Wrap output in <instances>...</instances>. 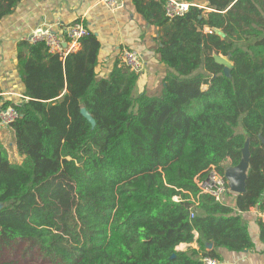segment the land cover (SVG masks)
<instances>
[{
    "label": "trees",
    "instance_id": "16d2710c",
    "mask_svg": "<svg viewBox=\"0 0 264 264\" xmlns=\"http://www.w3.org/2000/svg\"><path fill=\"white\" fill-rule=\"evenodd\" d=\"M188 1L171 18L166 0H133L159 29L169 71L158 95L136 94L139 74L120 57L100 78L92 31L64 57L43 41L19 42L27 98L0 95L20 113L10 126L22 157L11 160L0 140V264L22 244L48 264H206L217 248L253 247L241 212L264 208V0ZM18 2L0 0V20ZM215 54H231L229 74ZM247 139L236 207L203 193L195 179L213 167L225 174ZM193 242L199 248L178 249Z\"/></svg>",
    "mask_w": 264,
    "mask_h": 264
},
{
    "label": "crops",
    "instance_id": "0c3cea01",
    "mask_svg": "<svg viewBox=\"0 0 264 264\" xmlns=\"http://www.w3.org/2000/svg\"><path fill=\"white\" fill-rule=\"evenodd\" d=\"M180 1L190 3L188 0ZM194 2L200 6L207 4L206 0ZM75 21L85 23L101 41L97 65L100 78L110 74L122 51L134 49L141 52L146 62L145 71L139 74L135 93L158 95L161 92L163 79L169 68L161 61L158 52L159 29L139 14L133 0H121L117 9H111L101 0H19L13 11L0 20V95L3 99L18 102L24 95L25 86L20 77L17 59L18 44L23 37L41 25H50L57 30L61 24L67 25ZM0 140L9 152L15 151V158L21 162L22 157L17 152L15 132L11 126L0 127ZM223 165L226 169L233 164L226 158ZM237 195L238 193L229 192L223 196L222 201L236 207ZM261 209L262 203L241 212L253 247L240 252L217 248L220 254L217 259L219 264H264V239L259 218ZM195 235L198 237V232ZM188 247L199 248L197 242H193L182 243L178 249ZM213 247L210 244L208 249Z\"/></svg>",
    "mask_w": 264,
    "mask_h": 264
},
{
    "label": "built area",
    "instance_id": "2783aa9c",
    "mask_svg": "<svg viewBox=\"0 0 264 264\" xmlns=\"http://www.w3.org/2000/svg\"><path fill=\"white\" fill-rule=\"evenodd\" d=\"M111 9H117L121 5V0H101ZM192 4L180 0H166L167 15L171 18L182 15L188 11ZM205 31L212 33L213 30L205 28ZM90 30L82 21H75L67 25L61 24L57 30L50 25H41L33 29L28 35L24 36V40L30 42L43 41L47 45L51 53L66 56L72 51L79 49L81 39L89 34ZM120 58L130 70L137 74L143 73L146 69V62L141 52L134 49H126L122 51ZM26 96H22L21 100L15 102L20 104L26 100ZM20 116L19 111L10 105L3 108L0 105V127L10 126ZM197 185L203 193L212 194L217 201H222L225 194L232 192L225 174H221L215 167L211 168L205 178L197 177L195 179ZM178 200V198H176ZM194 215V213H192ZM259 218L264 220V208L259 212ZM203 261L206 264H219L216 258L204 256Z\"/></svg>",
    "mask_w": 264,
    "mask_h": 264
},
{
    "label": "water",
    "instance_id": "95a60500",
    "mask_svg": "<svg viewBox=\"0 0 264 264\" xmlns=\"http://www.w3.org/2000/svg\"><path fill=\"white\" fill-rule=\"evenodd\" d=\"M230 56L231 54H229L227 57L218 54L214 55L216 62L224 65V71L226 74H229L231 68L233 67V63L229 60ZM81 112L93 125H95L94 118L85 107L82 108ZM242 153V158L238 164L232 165L225 169V176L228 180L231 191L238 194L245 193L247 191V179L251 159L249 139H247L245 146L242 149ZM3 206L4 204L0 203V209H2Z\"/></svg>",
    "mask_w": 264,
    "mask_h": 264
},
{
    "label": "rangeland",
    "instance_id": "374dc122",
    "mask_svg": "<svg viewBox=\"0 0 264 264\" xmlns=\"http://www.w3.org/2000/svg\"><path fill=\"white\" fill-rule=\"evenodd\" d=\"M208 86L203 85V88L206 89ZM11 159L17 161L15 158V151L11 150L9 152ZM5 262H10L11 264H48L43 258L39 257L35 249H32L29 245L22 244L16 249L9 251L4 256Z\"/></svg>",
    "mask_w": 264,
    "mask_h": 264
}]
</instances>
